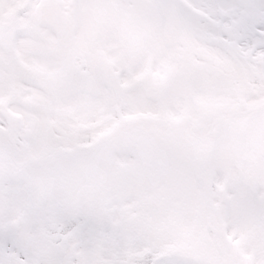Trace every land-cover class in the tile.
I'll return each mask as SVG.
<instances>
[{
    "label": "snow or ice",
    "instance_id": "6c2138e0",
    "mask_svg": "<svg viewBox=\"0 0 264 264\" xmlns=\"http://www.w3.org/2000/svg\"><path fill=\"white\" fill-rule=\"evenodd\" d=\"M0 264H264V0H0Z\"/></svg>",
    "mask_w": 264,
    "mask_h": 264
}]
</instances>
